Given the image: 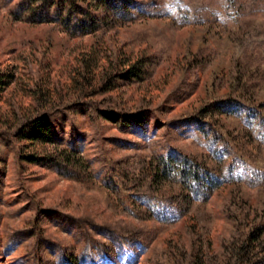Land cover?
I'll return each mask as SVG.
<instances>
[{
  "label": "rangeland",
  "instance_id": "374dc122",
  "mask_svg": "<svg viewBox=\"0 0 264 264\" xmlns=\"http://www.w3.org/2000/svg\"><path fill=\"white\" fill-rule=\"evenodd\" d=\"M20 1L0 0V264H63L62 253L75 264L226 260L240 221L264 224V83L242 68L259 53L264 70V0H77L98 16L83 34L67 24L69 0L43 20ZM89 101L142 121L97 115ZM57 107L51 144L18 137ZM64 150L93 180L49 164ZM141 157L198 161L209 185L150 191L129 178ZM106 226L136 234L116 244ZM97 240L109 251L81 262Z\"/></svg>",
  "mask_w": 264,
  "mask_h": 264
},
{
  "label": "trees",
  "instance_id": "16d2710c",
  "mask_svg": "<svg viewBox=\"0 0 264 264\" xmlns=\"http://www.w3.org/2000/svg\"><path fill=\"white\" fill-rule=\"evenodd\" d=\"M64 0H21L18 4V11L27 9L30 5L33 7L35 14L38 15L39 19H47L52 8L55 5L56 11L58 12L61 7V3ZM112 1V2H111ZM124 0H109V4L114 6L118 3L123 2ZM77 0H69L68 10H67V24L71 26V33H80L83 34L88 29L91 30L95 27L96 16L95 12H91L87 6L78 4ZM87 29V30H86ZM261 55L258 53L254 55L250 53L247 55L246 62L242 64V68L250 69L246 74L248 79L252 81V86L258 87L260 84L264 83V70L260 64ZM252 67V68H250ZM87 73V72H85ZM83 81H87L86 76H83ZM91 86V82H86ZM109 80L105 84L100 86L98 89H95L96 93L103 94L106 89L110 88ZM105 89V90H104ZM41 91V90H40ZM36 92L40 103L47 105V97L43 92ZM45 98V99H44ZM38 99V100H39ZM93 103H97L98 114L105 115L108 119L119 118L122 122L127 121L130 125H135L141 123L142 115L139 113H129L124 112L114 107H106L103 102H93L84 104L87 107L93 106ZM91 105V106H90ZM105 107V108H104ZM61 107L54 109H49V111H41L38 115L25 123L22 129L19 132L21 139H29L34 142H43V143H52V138L49 133L50 124L52 121H55V117ZM33 159V158H29ZM37 162L39 160H32V162ZM41 161V160H40ZM49 164L52 165L54 169L63 173L66 177L71 180H75L79 183H88L91 181L92 176L90 171H88L87 166H84L79 157H75L68 150L59 152L56 158H50ZM140 166L138 168V174L129 173V178L136 179L134 180L137 183H142L150 191H161L160 186L163 183V180L172 181L173 184H179V186H184V184L190 183L199 188L202 186L207 187L209 185V180L211 179L210 172H208L205 166H202L198 161H190L184 159L182 161L170 160V158H165L161 162L154 164L148 161L145 157L140 158ZM41 164L42 162H37ZM204 179V180H203ZM93 180V179H92ZM182 190V189H180ZM180 192V191H179ZM181 193V192H180ZM178 193V195L180 194ZM204 202H201V204ZM144 211L135 213L139 219L144 220L146 216H150L149 208H142ZM236 217V215H234ZM240 235L236 237L235 244L230 249L229 257L224 260L215 262L214 264H264V224L258 222L257 224L250 226L246 221H240ZM107 231V234L111 240L116 244L127 245L130 242V239L135 237V233L131 229H120L106 226L104 228ZM94 244H98L96 247L88 246L87 253L82 256L81 262L86 263L88 259L97 260L98 256L106 254L109 251V248L105 246L101 241H95ZM63 264H75L73 260L66 256L65 253H62ZM197 255L192 256V260L189 264H199L197 260Z\"/></svg>",
  "mask_w": 264,
  "mask_h": 264
}]
</instances>
